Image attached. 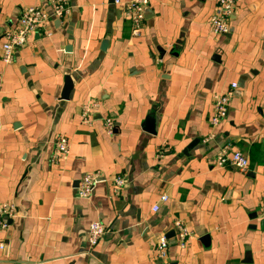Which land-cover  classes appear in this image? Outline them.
Masks as SVG:
<instances>
[{
  "label": "crops",
  "instance_id": "1",
  "mask_svg": "<svg viewBox=\"0 0 264 264\" xmlns=\"http://www.w3.org/2000/svg\"><path fill=\"white\" fill-rule=\"evenodd\" d=\"M125 1L70 0L50 34L0 60V204L16 206L0 229V264H264V0H237L224 35L208 25L216 0H148L137 36ZM39 4L0 0V41ZM232 83L212 126L213 95ZM89 100L100 108L85 122ZM58 134L70 152L54 160ZM223 146L246 154L247 171L214 164ZM90 172L100 181L79 197ZM116 175L125 183L114 191ZM95 220L106 232L90 247ZM175 220L189 232L183 247Z\"/></svg>",
  "mask_w": 264,
  "mask_h": 264
},
{
  "label": "built area",
  "instance_id": "2",
  "mask_svg": "<svg viewBox=\"0 0 264 264\" xmlns=\"http://www.w3.org/2000/svg\"><path fill=\"white\" fill-rule=\"evenodd\" d=\"M119 3L120 0H114ZM237 0H216L215 8L208 19L209 29L213 34L224 35L229 32L230 18L234 11ZM148 0H127L123 2L124 16L130 23L131 33L134 36L139 35L144 21V10ZM71 9L70 0H45V4L26 6L21 9L16 25L2 34L0 47V60L9 63L12 60L15 49L24 45L28 36L35 32H44L50 34L46 25L53 19L62 20L67 17ZM236 83H232L229 88L219 94H214L212 99V116L210 124L216 126L220 120L226 117L228 112V103L232 96ZM1 90V78H0ZM100 108L97 100H89L81 105L82 121L90 122V115ZM103 124L110 132L113 120L110 117L103 118ZM70 152L69 141L67 137L58 134L54 139V150L52 159L65 158ZM214 164L217 167L231 166L239 171L245 172L249 166V160L246 154L240 150H230L228 146H223L218 150L214 158ZM98 172L83 174L78 179L76 194L79 197H89L94 186L100 181ZM112 190L120 189L125 183L122 176L116 175L111 179ZM160 200H167V195L162 194ZM155 204L153 210H157ZM16 206L13 202H3L0 204V229L8 228V220L15 216ZM261 224L264 227V206L261 211ZM173 228L179 237V246L183 247L189 232L181 220H175ZM106 232V227L100 221H92L88 226L87 244L95 246ZM168 240L165 235H160L155 246V253L158 259H163L167 255ZM0 247L3 244L0 243ZM30 264H36L35 262Z\"/></svg>",
  "mask_w": 264,
  "mask_h": 264
},
{
  "label": "water",
  "instance_id": "3",
  "mask_svg": "<svg viewBox=\"0 0 264 264\" xmlns=\"http://www.w3.org/2000/svg\"><path fill=\"white\" fill-rule=\"evenodd\" d=\"M66 82H67V83H66L65 89H64L63 94H62V98H63V99H66V98H67V95H68V89H69V87H70V83H69V81H66ZM151 120H153V119H151V117H148V116H147L146 119H145V121H144L145 129H146L147 131H149V132H152V131H153V128H154V123H152ZM194 142H195V141H193V142L190 144L189 147H191L192 144H193ZM205 238H206V236H205Z\"/></svg>",
  "mask_w": 264,
  "mask_h": 264
}]
</instances>
